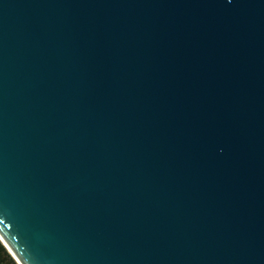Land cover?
Listing matches in <instances>:
<instances>
[{"label": "water", "instance_id": "95a60500", "mask_svg": "<svg viewBox=\"0 0 264 264\" xmlns=\"http://www.w3.org/2000/svg\"><path fill=\"white\" fill-rule=\"evenodd\" d=\"M0 239L264 264V0H0Z\"/></svg>", "mask_w": 264, "mask_h": 264}, {"label": "trees", "instance_id": "16d2710c", "mask_svg": "<svg viewBox=\"0 0 264 264\" xmlns=\"http://www.w3.org/2000/svg\"><path fill=\"white\" fill-rule=\"evenodd\" d=\"M0 264H19L1 239H0Z\"/></svg>", "mask_w": 264, "mask_h": 264}]
</instances>
